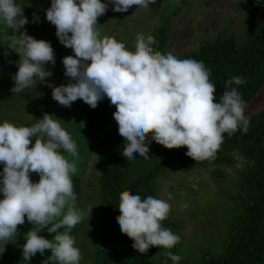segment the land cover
<instances>
[{"label": "clouds", "instance_id": "clouds-1", "mask_svg": "<svg viewBox=\"0 0 264 264\" xmlns=\"http://www.w3.org/2000/svg\"><path fill=\"white\" fill-rule=\"evenodd\" d=\"M155 3L50 0L45 19L55 26L59 43L73 53L61 58L67 83L53 86L45 79L52 75L46 63L55 64L50 42L21 31L29 20L17 0H0V24L15 34L12 45L18 54L16 61H9L17 69L11 77V92L22 93L45 83L51 88L52 99L65 107L79 98L95 108L107 97L115 106L112 115L118 134L124 138L121 155L129 162L137 155L149 158L151 142L168 149L185 146V155L194 161L213 158L225 133L248 131L246 102L232 87L243 84L242 77L226 80L217 99L210 70L202 61L181 59L171 51L157 54L155 38L142 33L136 34L134 50H130L114 36H102L97 28V18L109 4L112 11L126 12L133 5L148 8ZM38 20L33 14V22ZM54 117L45 112L31 126L0 122V254L6 244L15 242L17 226L26 218L34 227L23 233L21 264H29L37 253L44 256L46 249L51 255L41 264H80L81 260L71 234L85 215L75 207L72 184L78 148L60 119ZM33 172L38 174L37 181L30 178ZM170 208L167 200L152 195L142 199L139 194L121 193L116 225L139 253L153 246L171 249L180 236L161 223ZM42 229L54 233L51 239L39 234ZM166 256L173 264L181 259L171 251Z\"/></svg>", "mask_w": 264, "mask_h": 264}, {"label": "rangeland", "instance_id": "rangeland-1", "mask_svg": "<svg viewBox=\"0 0 264 264\" xmlns=\"http://www.w3.org/2000/svg\"><path fill=\"white\" fill-rule=\"evenodd\" d=\"M21 1L24 2L22 5L24 16L35 14L40 21L47 22L44 10L50 6V0H33L31 3ZM236 1L156 0V3L149 5L148 8L136 7L128 14L112 11L106 16H99L97 28L102 36H114L126 47L131 45L128 49L134 50L137 33L154 37L159 28L165 25V19H172L166 46L174 51L188 52L197 49L204 38L215 39L217 35H225L228 28L238 38L244 36L246 18L244 11L234 5ZM177 6L180 8L175 9ZM251 10L252 13L255 12L253 6ZM257 16L264 22V17L262 18L260 14ZM49 31L51 33L50 28L44 30L45 34ZM30 32L37 39L43 37L36 29ZM44 39H47V35H44ZM5 44L4 41L1 46ZM12 52L11 58L6 54L0 58V122L7 120L16 125L31 126L47 112L60 119L62 127L71 134L78 148L76 172L72 174V178L82 177L83 195L82 199L75 202V207L85 212L83 220L71 231L76 234L75 244L81 252L80 264H93L94 241L100 228L99 181L104 165L102 162L104 153L108 148L107 145L104 148L102 141L105 137L104 132H107L110 133V138L106 143L111 142L118 133L117 123L112 118L97 135L92 134L87 130L83 112L89 105L78 98L70 107L62 106L52 99L51 88L45 83H37L27 88L24 93L11 92L14 85L11 77L17 69L16 65L12 69H9L8 65L12 58L18 56L15 51ZM54 52L55 64L45 65L51 70L52 75L45 79L56 86L67 83L68 78L64 75L61 58L73 53L71 48L65 47L59 41L58 49ZM263 106L264 87L246 105L245 114L248 115ZM101 147L103 150H100V154ZM63 154L70 161L73 159L69 154ZM233 157L235 160L232 164L218 165L221 174L214 172L217 165L210 160H206L202 166L192 167L175 162L156 179L155 196L170 203L169 214L176 223L174 227L168 228L180 236L176 245L177 254L181 259L176 264H200L202 256L218 254L223 250L231 224L240 209L235 199L238 189L237 175L245 160L238 153L233 154ZM30 178L33 181L39 179L38 174L34 172L30 174ZM79 226H82L80 241L77 237ZM32 227L34 226L26 218L24 224L17 226V238L15 242L5 245V251L0 254V264H21L20 245L24 243L23 233ZM39 234L48 239L54 235L44 229ZM50 255V250L46 249L44 256L35 254L30 258L29 264H41L42 260Z\"/></svg>", "mask_w": 264, "mask_h": 264}, {"label": "trees", "instance_id": "trees-1", "mask_svg": "<svg viewBox=\"0 0 264 264\" xmlns=\"http://www.w3.org/2000/svg\"><path fill=\"white\" fill-rule=\"evenodd\" d=\"M234 5L245 14L247 26L243 37L238 38L228 28L225 35H217L215 39H202L195 50L174 51L166 46L172 19H165V25L161 26L154 36L156 41L154 51L157 54L171 51L181 59L192 58L202 61L210 70L209 80L216 86L217 99L225 89L226 80L237 75L242 77L245 82L241 85L233 84L232 87L237 88L247 105L264 87V22L257 18L258 14L264 17V0H237ZM252 6L255 9L253 13ZM111 12L109 4L101 16ZM114 111L115 106L110 104L107 97L98 101L95 108L89 106L83 111L87 130L97 135L113 118ZM247 116L249 125L246 133L239 129L231 135L225 133L215 156L197 161L185 155L187 151L185 146L168 149L151 142L148 145L149 158L137 155L129 162L121 155L124 138L116 133L111 142L106 143L110 133L104 132L102 145L104 148L107 145L108 148L104 153L102 161L104 165L99 181L100 228L94 241L93 264L172 263L166 252L177 254V245L171 249L153 246L145 253H139L131 247L133 241L126 234H122L116 225L120 215L118 211L120 194H139L142 199L148 195L156 197V179L175 162L192 167L202 166L206 160H210L217 165L214 172L221 174L218 165L232 164L235 153L245 160L237 175L238 189L235 199L240 209L231 224L223 250L218 254L202 256L200 264H264V106ZM101 149L102 147L99 151ZM99 153L101 154V151ZM156 153L160 156L158 157ZM81 182L82 177L72 178L75 202L83 197ZM161 223L167 228L176 225L170 214ZM71 234L76 241L74 231H71ZM77 237L79 241L82 239V226L77 229Z\"/></svg>", "mask_w": 264, "mask_h": 264}, {"label": "flooded vegetation", "instance_id": "flooded-vegetation-1", "mask_svg": "<svg viewBox=\"0 0 264 264\" xmlns=\"http://www.w3.org/2000/svg\"><path fill=\"white\" fill-rule=\"evenodd\" d=\"M26 1H29L31 3L33 0H26ZM17 3L20 4L21 6L24 5V2H22L21 0L17 1ZM32 16L33 15H31V13L29 15L25 16V17L28 18L29 23L25 24L23 26V28L21 29V31L26 30L27 34L31 35L32 33L30 31L32 29H36L37 32H40V33L43 34V37H41V39H44V35H47V39H44V40H47V41L50 42V44H51V46H52L54 51L57 50L58 49V38L55 35V26L53 24H51L50 22H48V21L47 22H42V21L38 20V22H33V17ZM49 28L51 30V33L49 31L48 34H45L44 30L45 29L48 30ZM18 34H19V32H18ZM31 36H33V35H31ZM54 54H55V52H54Z\"/></svg>", "mask_w": 264, "mask_h": 264}, {"label": "water", "instance_id": "water-1", "mask_svg": "<svg viewBox=\"0 0 264 264\" xmlns=\"http://www.w3.org/2000/svg\"><path fill=\"white\" fill-rule=\"evenodd\" d=\"M135 8H136L135 5L131 6L126 12H124V14L130 13ZM16 34L18 35V32ZM14 37H15V34L12 33V31L8 29L6 25L0 24V58L1 59L3 58L2 56L5 54L10 56V58L12 57L11 56L13 55L12 51L15 50L12 45V41ZM4 41L6 42V44L4 46H1V43H3ZM17 59H18V56L15 58H12L10 61H16ZM8 67H10L9 69H12L13 67H15V63H10Z\"/></svg>", "mask_w": 264, "mask_h": 264}]
</instances>
